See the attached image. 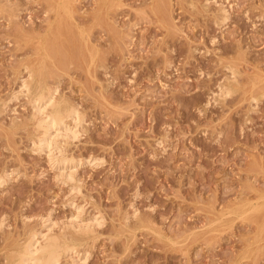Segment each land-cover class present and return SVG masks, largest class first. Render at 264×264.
Instances as JSON below:
<instances>
[{
    "label": "rangeland",
    "instance_id": "obj_1",
    "mask_svg": "<svg viewBox=\"0 0 264 264\" xmlns=\"http://www.w3.org/2000/svg\"><path fill=\"white\" fill-rule=\"evenodd\" d=\"M62 1L0 0V264L51 228L83 264H264V0ZM46 83L84 119L66 171Z\"/></svg>",
    "mask_w": 264,
    "mask_h": 264
},
{
    "label": "bare ground",
    "instance_id": "obj_2",
    "mask_svg": "<svg viewBox=\"0 0 264 264\" xmlns=\"http://www.w3.org/2000/svg\"><path fill=\"white\" fill-rule=\"evenodd\" d=\"M50 1V0H49ZM54 1V0H53ZM122 1V0H121ZM56 2V1H55ZM61 5L60 6H62V9L64 8V9H67V4L69 3V2H64L63 3V1L61 0ZM103 2V1H102ZM116 2V1H115ZM52 4V3H51ZM105 4V3H104ZM116 4V3H115ZM56 5V4H55ZM70 5V4H69ZM75 5V4H74ZM221 5V4H220ZM219 5V6H220ZM59 6V5H58ZM71 6V5H70ZM69 6V7H70ZM68 7V8H69ZM77 7V6H76ZM51 8H52V6H51ZM223 8V7H222ZM225 8V7H224ZM61 9V8H60ZM70 10H72V9H70ZM226 10V9H225ZM224 10V11H225ZM229 10V9H228ZM64 11V10H63ZM65 11H67V10H65ZM64 11V12H65ZM73 11V10H72ZM63 12V13H64ZM68 14H69V11L67 12ZM59 14V13H58ZM57 14V15H58ZM74 14V13H73ZM62 15H64V14H61V16ZM225 15H226V13H225ZM66 17H67V15H65ZM72 16V15H71ZM70 16V17H71ZM227 16V15H226ZM223 17H225V16H223ZM73 18V17H72ZM226 18V17H225ZM60 19V18H59ZM62 19H64V18H62ZM223 19V18H222ZM66 20V19H65ZM70 20V19H69ZM223 20H225V19H223ZM57 21V20H56ZM63 21V20H62ZM68 21V20H67ZM66 21V22H67ZM76 21V20H75ZM59 22V21H58ZM72 22V21H71ZM225 22V21H224ZM76 23V22H75ZM51 24V23H50ZM49 24V25H50ZM68 24H71V23H68ZM59 25V24H58ZM65 25V24H64ZM67 25V24H66ZM56 26V25H55ZM60 26H62L61 25V22H60ZM68 26V25H67ZM73 26V25H72ZM54 27V26H53ZM64 26H62V30H63V32H64V28H63ZM75 27V26H74ZM73 27V28H74ZM77 27V26H76ZM52 28V27H51ZM58 29H59V27H57ZM55 29V28H54ZM68 29V28H67ZM61 29H59L58 30V32L57 33H59V31H60ZM61 30V31H62ZM70 29H68V31H69ZM51 31H53L52 29H51ZM66 31V30H65ZM50 32V31H49ZM54 32H55V30H54ZM57 33H55V34H57ZM65 33V32H64ZM60 34H63V33H59V35ZM66 34V33H65ZM68 34H66V36H67ZM49 36V35H48ZM50 36H51V34H50ZM50 36H49V39H50ZM56 36V35H55ZM60 37V36H59ZM59 37H57V38H59ZM45 38V37H44ZM55 38V37H54ZM65 38V37H64ZM63 37H61L60 39H64ZM37 39H38V37H37ZM47 40H48V38H46ZM46 39H44V40H46ZM43 40V41H44ZM75 41V40H74ZM77 41V40H76ZM42 42V41H41ZM46 43H48V41H45ZM80 42V41H79ZM82 42V41H81ZM51 43V42H50ZM57 43V42H56ZM49 44V43H48ZM78 44V43H77ZM86 44V43H85ZM46 45V44H45ZM81 45V44H80ZM78 46V45H77ZM83 46V45H82ZM88 46V45H87ZM43 47V46H42ZM45 47H47V46H45ZM44 47V48H45ZM49 47V46H48ZM47 47V48H48ZM51 47V46H50ZM56 47V46H55ZM79 47H81V46H79ZM58 48V47H57ZM43 49V48H42ZM52 49V48H51ZM50 49V50H51ZM85 49V48H84ZM87 49V48H86ZM39 50V49H38ZM81 50H83V49H81ZM91 50V49H90ZM43 51V50H42ZM42 51H40L41 53H42ZM45 51V50H44ZM52 51V50H51ZM51 51H49L48 52V49H47V54L50 56V52ZM84 51H86V50H84ZM53 52V51H52ZM62 52V51H61ZM72 52H73V49H72ZM80 52V51H79ZM82 52V51H81ZM89 52V51H88ZM44 53V52H43ZM47 54H45V56L47 55ZM54 54V53H53ZM80 54V53H79ZM84 54H85V52H84ZM83 54V55H84ZM94 54V53H93ZM63 55V54H62ZM62 55H60L61 56V58H62ZM70 55V54H69ZM73 55V54H72ZM92 55V54H91ZM37 56V55H36ZM40 56H43V55H40ZM64 56V55H63ZM88 56H90V53H89V55ZM92 56H94V55H92ZM92 56H90V57H92ZM79 57V56H78ZM37 58V57H36ZM42 59H43V57H41ZM49 58V57H48ZM48 58H47V60H48ZM59 58V57H58ZM82 58H83V56H82ZM38 59V58H37ZM54 59H56V56L54 57ZM52 60V59H51ZM81 60V59H80ZM92 60V58L90 59V61ZM36 61H39V59L38 60H36ZM40 61H43V60H41L40 59ZM53 61V60H52ZM61 61V60H60ZM50 62V61H49ZM56 62H58V61H56ZM45 63V62H44ZM48 63V62H47ZM36 64H38V62L36 63ZM41 64H42V62H41ZM39 66V65H38ZM37 66V67H38ZM41 67L43 66V65H40ZM35 67V66H34ZM37 67L35 68L36 70H37ZM41 67H39L40 68V70H41ZM44 67V66H43ZM33 68V67H32ZM36 70H33V72H29L30 73V76H31V79H29V80H24V82L22 83V85H21V88L23 87V88H25V90H24V92L25 93H27V92H29V91H32V90H34V89H32V87H33V84H32V77H35V74L38 76V74L35 72ZM39 70H37V72H38ZM41 72H42V70H41ZM38 73H40V71L38 72ZM45 83V82H44ZM40 87V86H39ZM20 88V89H21ZM34 88H35V86H34ZM20 89L18 90V91H20ZM32 89V90H31ZM21 90H23V89H21ZM36 90V89H35ZM221 90V89H220ZM17 91V92H18ZM20 92H23V91H20ZM23 92V93H24ZM58 91H57V87L55 88L54 86H51V85H49L48 83H46V84H44V85H42L39 89H38V92H37V94L35 95V96H32V97H34V98H32L33 100H31V101H33V105H34V107L33 108H35V111H33V113L35 114V116H36V119H35V122H36V127L38 128V129H41L40 131V134L38 135V131L36 130V129H34V130H36L37 131V134H35V135H38L39 136V138H38V140L37 141H34V143H35V146H36V143H37V146H36V148H40V150L41 149H44V148H47V151L49 152V153H52V152H50V151H52L53 149H59L58 151H56V152H59V154H61V155H54L55 156V158H53L54 159V163L58 166V165H61L60 167H62V169H61V171L63 170V169H65L64 171H66V168L67 167H69V166H71L70 164L72 163V160H70L71 159V157L73 158V156H71L70 158L68 157V155H67V157H66V154L63 156V154H62V150H63V144H64V140L63 139H67L66 141L67 142H69L71 139H69L70 137H72L73 138V136H75V132H78L77 130L75 131V130H73V129H75V127H79V126H77V124L79 123V124H81L82 122L81 121H83L82 120V117H81V115H80V112L78 111V107H76L73 103H69V102H67L68 101V99H67V101H66V99H65V96L63 97V98H61V96H60V94H58L57 93ZM224 92V91H223ZM31 94V93H30ZM225 94V93H224ZM32 95H34V93H32ZM221 95V94H220ZM222 95H223V93H222ZM221 95V96H222ZM28 96V95H27ZM30 96V95H29ZM4 106V105H3ZM80 110V109H79ZM33 114V115H34ZM33 117V116H32ZM73 121L75 124H74V128L73 127H71L70 126V123H69V121ZM72 123V122H71ZM35 124V123H34ZM35 128V127H34ZM77 134V133H76ZM60 136H61V138L63 137V144H61L60 145V140H59V138H60ZM77 136V135H76ZM75 136V137H76ZM59 137V138H58ZM35 138H36V136H35ZM68 139H69V141H68ZM59 142V143H58ZM67 147V146H66ZM64 148H65V145H64ZM45 150V149H44ZM66 150H67V148H66ZM53 152H55L54 150H53ZM65 152V151H64ZM48 153V154H49ZM50 155H52V154H50ZM51 157V156H50ZM68 158V159H67ZM52 160V159H51ZM75 160V159H74ZM73 160V161H74ZM93 160V159H92ZM90 161V160H89ZM77 163H79V162H77ZM76 166V165H75ZM75 166H73V167H75ZM56 167V166H55ZM75 168H77V167H75ZM74 168V169H75ZM70 169V168H69ZM69 169H67V171L69 170ZM72 169V171H73V168H71ZM59 171V170H58ZM70 171V170H69ZM76 172V171H75ZM61 174H63V176L65 177L64 179L66 180V178L67 179H73L72 178V173H67V172H65V175H64V173L62 172ZM73 175H75L74 173H73ZM62 176V177H63ZM264 202V201H263ZM248 203V201L247 202H245V204H247ZM250 203V202H249ZM261 204H262V202H260ZM244 204V203H243ZM243 204H240V205H242V206H244ZM253 204V203H252ZM251 204V205H252ZM259 204V203H258ZM257 204V205H258ZM260 204V205H261ZM238 205V204H237ZM249 205V204H248ZM257 205H256V207H257ZM236 206V205H235ZM242 206H241V211H242V209H244V208H242ZM254 206V205H253ZM259 206V205H258ZM238 207V206H237ZM237 207H236V209H237ZM233 208V207H232ZM246 208H247V206L245 207V210H246ZM252 208V207H251ZM251 208H250V210H251ZM247 209H249V207L247 208ZM254 209H255V206H254ZM254 209H252V210H254ZM232 210L233 209H230V212H232ZM235 210V209H234ZM233 210V212H235ZM257 210V209H256ZM258 210H260V209H258ZM80 211V210H79ZM229 211V210H228ZM237 212V211H236ZM245 212H247V211H245ZM257 212V211H256ZM255 212V213H256ZM239 213V212H238ZM244 213V211L242 212V213H239L240 215H238V216H241V214H243ZM251 213V215H252V213L253 212H249V213H246L247 214V216H249L248 214H250ZM263 213V212H262ZM250 215V216H251ZM231 216V215H230ZM236 217H237V215H236ZM257 217H259L258 215H257ZM262 216H260L259 218H261ZM73 218H75V217H73ZM255 218V217H254ZM253 218V219H254ZM264 218V217H263ZM221 219V218H220ZM47 220V219H46ZM50 220V219H49ZM258 220V219H257ZM264 220V219H263ZM74 221H75V219H74ZM79 221V220H78ZM254 221H255V219H254ZM260 221V220H259ZM72 222H73V219H72ZM76 222V221H75ZM74 222V223H75ZM261 222H263L262 221V218H261ZM261 222H259L260 224H261ZM78 223V222H77ZM76 223V224H77ZM258 223V222H257ZM258 223V224H259ZM80 223H78L77 225H78V227L81 225H79ZM84 224V223H83ZM87 224H89V223H87ZM94 224V223H93ZM264 224V223H263ZM52 225H53V222H52ZM89 225H91V227L89 226ZM89 225H87V226H85L84 225V228H86V229H84L82 226L83 225H81L80 227H82L81 229H80V227H79V229L77 230V228H76V225H74L75 227L74 228H76V231H86V230H90L89 229V227L90 228H92V224L90 223ZM44 226V225H43ZM50 226H51V224H50ZM95 226V225H94ZM49 227V226H48ZM53 227V226H52ZM72 227V226H71ZM259 227H261V226H259ZM50 228V227H49ZM48 228V229H49ZM95 228V227H94ZM262 228H263V226H262ZM45 229V228H44ZM52 229V228H51ZM51 229H49L48 231L47 230H45V231H47V232H41V231H39V233L38 232H33L32 231V233L30 232L29 233V235H27V236H29V237H27L26 236V240H27V242L25 243V245H23V248L22 249H18L19 251H17L16 253H14L12 256H10V259L8 260V262H7V264H57V262L65 255H67V258H68V256H69V258L71 257L72 258V260H70V261H72L70 264H77L76 263V261L77 260H79V258L80 257H78V255H79V246L77 245V243L75 242L76 240H73V238H69V237H67L65 234H59V235H57V234H55ZM93 229V228H92ZM91 229V230H92ZM259 229V228H258ZM38 230V229H37ZM94 230V229H93ZM35 231V230H34ZM80 231V232H81ZM260 231V230H259ZM90 232V231H89ZM261 232V231H260ZM79 233V232H78ZM87 233V232H86ZM38 234H39V236H38ZM82 234V233H81ZM83 234H85V233H83ZM86 235V234H85ZM88 236H90V235H88ZM263 236V235H262ZM39 237V238H38ZM261 237V236H260ZM29 238V239H28ZM24 239V240H25ZM260 239V238H259ZM16 243H18V242H16ZM23 243V242H22ZM78 243H80V242H78ZM21 244V243H20ZM17 247H19V244H18V246ZM22 247V246H21ZM12 251V250H11ZM10 251V252H11ZM16 251V250H15ZM83 252V251H82ZM81 252V253H82ZM84 252H85V250H84ZM83 252V253H84ZM82 253V254H83ZM85 254V253H84ZM9 255V254H8ZM81 255V254H80ZM86 255H87V253H86ZM86 255H85V257H86ZM88 256V255H87ZM82 258V257H81ZM83 259H86V258H83ZM83 259H80L82 262V264H83V262H85L86 260H83ZM79 260V261H80ZM86 263V262H85ZM84 263V264H85Z\"/></svg>",
    "mask_w": 264,
    "mask_h": 264
}]
</instances>
